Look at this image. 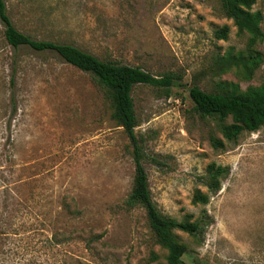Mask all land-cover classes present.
<instances>
[{
  "label": "rangeland",
  "instance_id": "374dc122",
  "mask_svg": "<svg viewBox=\"0 0 264 264\" xmlns=\"http://www.w3.org/2000/svg\"><path fill=\"white\" fill-rule=\"evenodd\" d=\"M3 1L13 26L34 40L180 77L182 86L137 85L131 94L152 202L178 221L206 217L198 235L174 232L187 264H264V126L227 143L218 119L200 117L188 95L192 85L264 84V63L245 80L228 59L247 50L248 35L221 0ZM256 10L264 32V0ZM3 31L0 24V264H166L145 210L124 205L132 146L110 98L54 52L13 49ZM254 49L264 55V43ZM211 163L229 169L214 194L202 184ZM196 191L207 204L192 202Z\"/></svg>",
  "mask_w": 264,
  "mask_h": 264
},
{
  "label": "trees",
  "instance_id": "16d2710c",
  "mask_svg": "<svg viewBox=\"0 0 264 264\" xmlns=\"http://www.w3.org/2000/svg\"><path fill=\"white\" fill-rule=\"evenodd\" d=\"M255 0H221L222 8L233 21L240 33L248 35V46L245 52L228 53V59L242 68L245 80H251L253 73L264 63V55L254 49L256 44L264 43V32L261 29L262 13L253 11ZM0 24L3 26L4 40L13 49L27 47L36 52H54L61 60L78 70L90 74L113 104V117L120 126L132 146L134 164L133 186L124 200L128 208H143L149 227L157 243L167 250L166 264H187L183 260L186 246L178 242L175 231L188 235H198L208 224L206 217L197 221H178L161 215L152 202L147 174L142 165L145 157L139 139L134 129L137 120L132 99V90L137 85L151 86L168 90L179 87L181 79L174 73L155 76L140 67L100 60L71 44L55 43L51 41H37L18 31L7 15L6 5L0 0ZM227 27L219 33V39H225ZM13 84V80H11ZM220 92H206L200 87L192 85L188 88V95L193 103L194 111L202 118H216L220 122L222 138L227 143L234 142L243 132L254 133L264 126V84L249 85L241 90L240 85L225 82ZM227 118L230 124H224ZM214 149H222L224 143L219 139L211 140ZM228 167L211 163L207 167L202 184L207 191L214 194L220 190L221 182L228 175ZM209 196L196 191L192 202L205 205Z\"/></svg>",
  "mask_w": 264,
  "mask_h": 264
}]
</instances>
